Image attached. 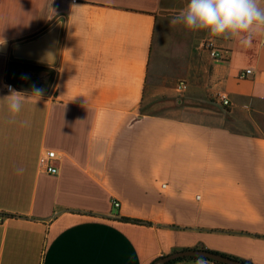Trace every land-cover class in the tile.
<instances>
[{
    "label": "crops",
    "instance_id": "1",
    "mask_svg": "<svg viewBox=\"0 0 264 264\" xmlns=\"http://www.w3.org/2000/svg\"><path fill=\"white\" fill-rule=\"evenodd\" d=\"M181 4L0 0V264L188 250L264 264V38L244 48L171 24ZM61 20L54 66L12 57ZM213 39L224 59L204 48ZM9 84L27 98L15 123ZM44 150L57 175L40 171Z\"/></svg>",
    "mask_w": 264,
    "mask_h": 264
},
{
    "label": "clouds",
    "instance_id": "2",
    "mask_svg": "<svg viewBox=\"0 0 264 264\" xmlns=\"http://www.w3.org/2000/svg\"><path fill=\"white\" fill-rule=\"evenodd\" d=\"M262 5L264 0H189L170 23L183 25L191 31H206L210 37L217 39H235L242 47L250 48L254 39L264 38ZM211 42L215 43L216 40ZM261 43H264V39H261ZM9 93L2 100L7 101L11 122L15 123L27 98L11 87ZM40 95L41 90L34 89L33 96ZM195 264H207V261L204 257H198Z\"/></svg>",
    "mask_w": 264,
    "mask_h": 264
},
{
    "label": "water",
    "instance_id": "3",
    "mask_svg": "<svg viewBox=\"0 0 264 264\" xmlns=\"http://www.w3.org/2000/svg\"><path fill=\"white\" fill-rule=\"evenodd\" d=\"M64 22H57L43 35L13 47L12 57L18 61L41 63L54 66L57 63L61 35ZM8 44L0 46V52L8 53ZM204 257L218 264H247L227 256L213 253L207 250H188L177 252L167 257L158 259L155 264H168L173 261L185 258Z\"/></svg>",
    "mask_w": 264,
    "mask_h": 264
},
{
    "label": "built area",
    "instance_id": "4",
    "mask_svg": "<svg viewBox=\"0 0 264 264\" xmlns=\"http://www.w3.org/2000/svg\"><path fill=\"white\" fill-rule=\"evenodd\" d=\"M212 40H207L204 43V48L210 53V57L212 59L218 60V59H224V56L219 52L215 46V43L211 42ZM253 73L252 69L245 70L241 73V78L245 79L249 75ZM9 87L16 90L14 85L9 84L7 85V90L9 91ZM179 92H183L187 89V85L184 82L179 83L177 87ZM217 101L221 103L223 106L228 107L231 105L230 99L226 93H219L217 95ZM60 156L58 153L54 150H44L39 158V169L42 173L50 174V175H57L59 170L54 165V162L59 160ZM115 207H120V203L116 202ZM3 221V218L0 217V222ZM208 264H218L215 262H209Z\"/></svg>",
    "mask_w": 264,
    "mask_h": 264
},
{
    "label": "trees",
    "instance_id": "5",
    "mask_svg": "<svg viewBox=\"0 0 264 264\" xmlns=\"http://www.w3.org/2000/svg\"><path fill=\"white\" fill-rule=\"evenodd\" d=\"M122 220L124 221H127V222H131V223H136V224H141V225H151V223L149 222H144V221H139V220H133V219H127V218H122ZM230 258V257H229ZM186 259H190V260H195L197 258H185V259H179V260H176V261H173L171 263H168V264H175L179 261H182V260H186ZM233 259V258H232ZM206 261H210L208 259H206ZM156 262V261H155ZM155 262H153L152 264H155ZM212 262V261H211ZM243 262V261H242ZM247 263V262H245ZM247 264H250V263H247Z\"/></svg>",
    "mask_w": 264,
    "mask_h": 264
},
{
    "label": "rangeland",
    "instance_id": "6",
    "mask_svg": "<svg viewBox=\"0 0 264 264\" xmlns=\"http://www.w3.org/2000/svg\"><path fill=\"white\" fill-rule=\"evenodd\" d=\"M182 2V0H180ZM189 3V0H185V4H181V7L179 8V10L181 11L184 7H186V5ZM180 5V4H179Z\"/></svg>",
    "mask_w": 264,
    "mask_h": 264
}]
</instances>
